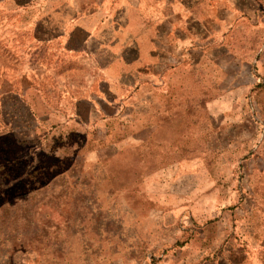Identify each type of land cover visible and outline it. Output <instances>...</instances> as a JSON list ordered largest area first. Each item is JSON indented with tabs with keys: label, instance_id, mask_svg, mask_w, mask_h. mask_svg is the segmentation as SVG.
<instances>
[{
	"label": "rangeland",
	"instance_id": "obj_1",
	"mask_svg": "<svg viewBox=\"0 0 264 264\" xmlns=\"http://www.w3.org/2000/svg\"><path fill=\"white\" fill-rule=\"evenodd\" d=\"M135 1L121 9L161 19L160 0H138L139 11ZM169 8L171 39L150 83L114 91L116 119L82 121L75 102L95 97L108 73L85 51L56 42L44 53L33 37L35 20L75 11L0 3V91L12 95L11 126L0 111V163L11 170L0 264H264V0ZM121 66L115 58L110 75ZM24 87L45 121L17 100Z\"/></svg>",
	"mask_w": 264,
	"mask_h": 264
},
{
	"label": "crops",
	"instance_id": "obj_2",
	"mask_svg": "<svg viewBox=\"0 0 264 264\" xmlns=\"http://www.w3.org/2000/svg\"><path fill=\"white\" fill-rule=\"evenodd\" d=\"M84 6L76 0H0V3H5L10 7L24 8L35 4L37 6H55L58 11L62 8L75 11L70 18H62L57 15L49 14L35 20V29L33 31L34 39L39 43L40 50L47 49L52 43L56 42L61 45V49L67 53L83 52L88 56L94 57L95 65L98 71L105 75L108 73L109 78L99 83V92L95 97L81 98L76 101L75 118L79 120H88L91 114L102 113L105 118L116 117L117 94L114 92L117 88H132L136 89L143 84V82L150 83V80H143V77L148 75V71L154 66V57L161 56L167 50L170 38V26H173L172 19L174 15L170 12V0H160L162 3L163 13L160 16L154 17L140 13L127 15L125 7L126 0H88ZM154 1V0H152ZM93 3V4H91ZM91 4L92 7L97 8L94 11H100L101 15L96 17L91 15L89 9L85 10ZM129 6L133 10H138L139 2H130ZM78 7L79 9H74ZM73 10H72V9ZM139 11V10H138ZM126 12V13H125ZM126 15V16H124ZM180 16V14H178ZM134 20L136 27L131 28L130 22ZM196 22V20H194ZM71 23L70 30L59 31L58 24ZM91 24V25H90ZM129 34L126 41L123 40V35ZM5 33H1V39H5ZM179 48V47H178ZM7 46H4L6 51ZM10 52V51H9ZM117 58V62L121 63V68L118 71L119 75H110L111 62ZM113 78V79H112ZM127 81H125V79ZM152 86L154 82L151 81ZM157 84V83H156ZM164 82H161L163 85ZM157 86V85H154ZM153 86V87H154ZM163 87H165L163 85ZM163 89V88H162ZM2 94V95H1ZM0 111L2 112V122L5 126H11L9 113L6 112L7 97L4 91H0ZM18 101H22L28 106V112L38 120L45 121L47 117L40 116L37 112V105L39 98L28 93L27 87L17 94ZM15 100V101H17ZM11 101V100H10ZM117 103V104H116ZM83 104H87L88 115L83 114ZM106 106L113 109L111 114H107ZM17 116V115H15ZM19 116V115H18ZM21 118V117H20ZM13 129L11 128V131ZM49 132V131H48ZM47 134V133H46ZM45 135V134H44ZM231 261V260H230ZM228 261L225 258L219 260V264H235L233 261Z\"/></svg>",
	"mask_w": 264,
	"mask_h": 264
},
{
	"label": "trees",
	"instance_id": "obj_3",
	"mask_svg": "<svg viewBox=\"0 0 264 264\" xmlns=\"http://www.w3.org/2000/svg\"><path fill=\"white\" fill-rule=\"evenodd\" d=\"M114 119H116V117H114ZM51 131H49L47 134L44 135V138L47 139V136L51 135ZM18 135V134H17ZM19 136V135H18ZM53 141H56L55 139H53ZM41 139L39 140V143L41 144ZM63 144V143H62ZM67 147V146H66ZM11 176V170L9 169L8 166H6L3 163H0V185L4 184V181L8 180L9 177Z\"/></svg>",
	"mask_w": 264,
	"mask_h": 264
}]
</instances>
